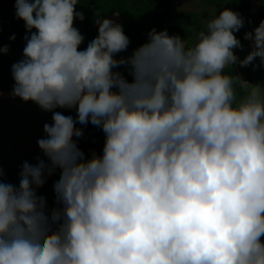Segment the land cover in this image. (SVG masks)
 Returning a JSON list of instances; mask_svg holds the SVG:
<instances>
[{"label":"clouds","instance_id":"9594fccd","mask_svg":"<svg viewBox=\"0 0 264 264\" xmlns=\"http://www.w3.org/2000/svg\"><path fill=\"white\" fill-rule=\"evenodd\" d=\"M78 4L15 0L26 35L10 96L52 122L18 185L0 168V264H264V96L256 85L239 99L242 80L225 74L264 67V20L242 60L244 18L229 8L191 44L153 28L125 56L123 26L99 12L81 50ZM88 124L101 154L78 146ZM54 175L49 207L39 190Z\"/></svg>","mask_w":264,"mask_h":264},{"label":"trees","instance_id":"16d2710c","mask_svg":"<svg viewBox=\"0 0 264 264\" xmlns=\"http://www.w3.org/2000/svg\"><path fill=\"white\" fill-rule=\"evenodd\" d=\"M78 3L76 10L82 12L85 17L83 21L77 19L76 23L77 29L85 37L81 50L98 35V26L94 23L96 12H99L102 18L118 14L123 19V30L130 38V44L127 52L118 55H130L135 48L147 41V33L153 28L157 32L166 29L169 35L192 39V43L196 34L204 28V23L197 13L187 10L175 11L172 0H78ZM201 4L214 6L218 15L223 8L239 12L244 18V26L235 35L241 44L247 42L244 39L245 32H250L257 20H264L261 1L253 13L250 0H202ZM15 11V0H0V47L25 45V25L22 20L16 18ZM189 16L192 19L191 25L172 24L168 21ZM13 35L16 37L14 41L10 40ZM225 74H231L230 69L226 68Z\"/></svg>","mask_w":264,"mask_h":264},{"label":"rangeland","instance_id":"374dc122","mask_svg":"<svg viewBox=\"0 0 264 264\" xmlns=\"http://www.w3.org/2000/svg\"><path fill=\"white\" fill-rule=\"evenodd\" d=\"M173 1H175L176 8L178 10L185 9L187 11L197 13L203 23L204 20H207L210 15L216 12V8L214 6L201 4V2L198 4L196 0ZM253 1L255 2V0ZM260 1L262 7H264V0ZM260 1L257 0L258 4ZM255 6L256 3L253 4V7ZM251 12L253 13L254 9H252ZM186 19L189 21L191 17L189 16L185 19H178L175 23L182 20L185 21ZM77 22L78 20L74 22V27H76ZM243 51L246 52L248 50L243 49ZM3 60L8 62L7 57ZM259 64L260 60L258 58L256 65L259 67ZM2 72L3 71H0V73ZM6 83V77H0V86H4ZM58 111H62L64 115H67V110L58 109ZM0 112V168L3 169V178L6 182H14L18 185L19 171L22 163L24 161H28L29 163L35 164L36 157H42V153L37 144V139L35 140V138L40 134V138L44 136L43 125L45 123L52 122V114L42 111L32 102L26 103L19 98L13 99L12 97L3 96H0ZM8 170H11L10 173L7 172ZM57 178L58 175L50 177L45 186L39 190V194L47 197L49 207L53 206L54 193L52 184Z\"/></svg>","mask_w":264,"mask_h":264},{"label":"crops","instance_id":"0c3cea01","mask_svg":"<svg viewBox=\"0 0 264 264\" xmlns=\"http://www.w3.org/2000/svg\"><path fill=\"white\" fill-rule=\"evenodd\" d=\"M196 2L199 4L201 2V0H196ZM172 3H173L174 10L177 11L178 9L176 8L175 1L172 0ZM255 3H256V6L253 7V4H255ZM251 6L255 12L259 6L257 0H255V2L253 0H251ZM181 10H185V9H181ZM105 18H110V19L115 20L116 22L120 23L124 28V21L119 15L113 14V15L105 17ZM185 18H187V17L174 18V19L168 20V21L173 24L176 22V20L185 19ZM183 21L184 20L178 22V24H180V25H191L190 20L187 21V19H186L184 22ZM260 22H261L260 20H257L255 22L254 28L258 27ZM253 29L251 31H253ZM187 41L189 42V44L192 43V39H187ZM251 43H252L251 41L247 40V42L242 43V45H243L242 49H234L235 54L241 60L244 59L248 55V53L252 50L251 49ZM24 46L25 45L8 46V48H9L8 53L7 54H0V71H3L2 73H0V77L3 76V77H6V79H7V83L4 86H0V92L3 93V97H11L10 92H11L13 85H14V80H13L12 75H11V65L13 63L17 62L18 60L22 59ZM243 49H247L248 51L244 52ZM6 57L8 58V60H7L8 62L3 60ZM257 60H258V58H256L253 61V64L256 65ZM228 69H230V72L232 75L238 76L242 80V81H239V80L235 81V83H234V87H235V90L237 93V97L239 99L246 97L250 93L252 87L256 86V85H259V87L261 89V94H262V96H264V67H262V68L258 67L255 70H253L252 65H249L247 67H241L239 65V63H237ZM40 135H38L39 138L41 137ZM38 137L36 136L35 140L36 139L38 140L39 139ZM102 149H98V148H95L93 146H88V147L82 148V150L85 152L86 156H90L91 151H93V150L97 154H101ZM10 171L11 170H8L7 172L10 173ZM12 184H16V183L12 182Z\"/></svg>","mask_w":264,"mask_h":264},{"label":"built area","instance_id":"2783aa9c","mask_svg":"<svg viewBox=\"0 0 264 264\" xmlns=\"http://www.w3.org/2000/svg\"><path fill=\"white\" fill-rule=\"evenodd\" d=\"M66 113L67 115H72L73 117H75L76 115L74 111L67 110ZM77 126L84 128V135L78 141V146L80 148L88 147V146H93L98 149L103 148L104 134L102 130L92 126L91 124H88L87 126H81V125H77Z\"/></svg>","mask_w":264,"mask_h":264}]
</instances>
